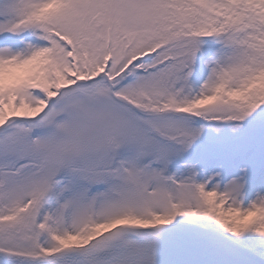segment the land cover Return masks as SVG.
Masks as SVG:
<instances>
[{
    "label": "snow or ice",
    "instance_id": "1",
    "mask_svg": "<svg viewBox=\"0 0 264 264\" xmlns=\"http://www.w3.org/2000/svg\"><path fill=\"white\" fill-rule=\"evenodd\" d=\"M0 264H264V0H0Z\"/></svg>",
    "mask_w": 264,
    "mask_h": 264
}]
</instances>
